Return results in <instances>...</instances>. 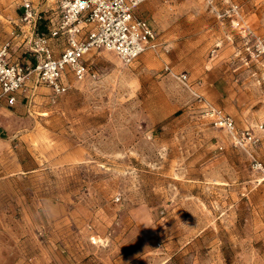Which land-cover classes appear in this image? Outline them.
<instances>
[{"label": "rangeland", "instance_id": "rangeland-1", "mask_svg": "<svg viewBox=\"0 0 264 264\" xmlns=\"http://www.w3.org/2000/svg\"><path fill=\"white\" fill-rule=\"evenodd\" d=\"M21 13L0 0V41ZM136 14L166 52H93L90 75L56 98L39 86L0 124V264H264V0H144ZM165 65L258 141L232 145Z\"/></svg>", "mask_w": 264, "mask_h": 264}, {"label": "built area", "instance_id": "built-area-1", "mask_svg": "<svg viewBox=\"0 0 264 264\" xmlns=\"http://www.w3.org/2000/svg\"><path fill=\"white\" fill-rule=\"evenodd\" d=\"M143 1L46 0L39 8L35 0H20L17 30L12 38L0 41V99L13 106L20 97L34 95L39 86L56 98L66 92L68 76L80 81L90 75L89 58L96 51L113 52L124 64L149 50L166 52L158 32L136 14ZM15 39L25 47L24 61L11 57ZM254 52L258 58L264 55V39H257ZM164 69L193 92L203 115L228 134L232 145L258 141L249 130H238L232 116L195 90L186 72L174 73L168 65Z\"/></svg>", "mask_w": 264, "mask_h": 264}, {"label": "crops", "instance_id": "crops-1", "mask_svg": "<svg viewBox=\"0 0 264 264\" xmlns=\"http://www.w3.org/2000/svg\"><path fill=\"white\" fill-rule=\"evenodd\" d=\"M39 91V88L38 87H36V90H35V94L34 95H32V96H30L29 98H24V97H20L19 98V101L15 104V105H13V106H8L7 104H6V102H5V100H3V99H0V124H1V127L2 128H6L5 126L7 125V123H8V119H7V115H8V113L10 112V110L13 108V107H15L16 108V110L15 111H17V110H21L22 109V107H23V105L22 104H25V105H27L30 101H33L34 99H35V97H36V94H37V92ZM24 102V103H23ZM14 111V112H15ZM9 127V126H8ZM7 131V133L8 134H11V133H13V130H12V128H8V129H6ZM8 140V138H4V137H2V136H0V153H1V151H2V147L3 148H5V147H7L8 148V146L9 147H11L10 146V144H9V142L7 141ZM16 150H14V152H15ZM15 153H17V152H15ZM6 167H8V166H11V164L10 163H8V164H6L5 165ZM12 166H15V169L19 172V171H24V170H27L28 168H31V167H27V165L24 163H22L21 162V160H19L17 157L16 158H14L13 159V162H12ZM15 171V170H14Z\"/></svg>", "mask_w": 264, "mask_h": 264}]
</instances>
